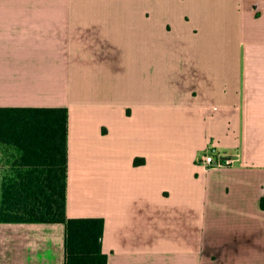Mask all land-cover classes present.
Listing matches in <instances>:
<instances>
[{
	"label": "crops",
	"instance_id": "crops-1",
	"mask_svg": "<svg viewBox=\"0 0 264 264\" xmlns=\"http://www.w3.org/2000/svg\"><path fill=\"white\" fill-rule=\"evenodd\" d=\"M0 106L67 108L107 264H264V0H0ZM64 263V223L0 221V264Z\"/></svg>",
	"mask_w": 264,
	"mask_h": 264
},
{
	"label": "trees",
	"instance_id": "trees-1",
	"mask_svg": "<svg viewBox=\"0 0 264 264\" xmlns=\"http://www.w3.org/2000/svg\"><path fill=\"white\" fill-rule=\"evenodd\" d=\"M67 135L64 106H0V143L16 149L18 165L2 188L0 221L62 222L64 264H107L101 249L104 218L65 212Z\"/></svg>",
	"mask_w": 264,
	"mask_h": 264
},
{
	"label": "rangeland",
	"instance_id": "rangeland-1",
	"mask_svg": "<svg viewBox=\"0 0 264 264\" xmlns=\"http://www.w3.org/2000/svg\"><path fill=\"white\" fill-rule=\"evenodd\" d=\"M16 157L17 151L12 145L0 143V195L4 184L15 176V171L18 168L15 162ZM0 205H2L1 197Z\"/></svg>",
	"mask_w": 264,
	"mask_h": 264
},
{
	"label": "built area",
	"instance_id": "built-area-1",
	"mask_svg": "<svg viewBox=\"0 0 264 264\" xmlns=\"http://www.w3.org/2000/svg\"><path fill=\"white\" fill-rule=\"evenodd\" d=\"M195 159L199 165L206 169L233 163V159L221 152L214 144L199 151Z\"/></svg>",
	"mask_w": 264,
	"mask_h": 264
}]
</instances>
